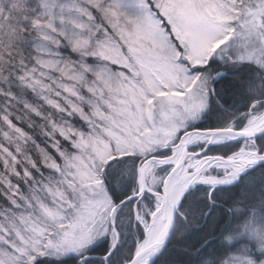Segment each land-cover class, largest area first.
<instances>
[{
	"label": "rangeland",
	"instance_id": "1",
	"mask_svg": "<svg viewBox=\"0 0 264 264\" xmlns=\"http://www.w3.org/2000/svg\"><path fill=\"white\" fill-rule=\"evenodd\" d=\"M20 16L15 30L21 29L28 46L18 55L10 29ZM5 54L12 64L10 71L0 70V126L7 127L0 128L1 258L9 244L13 252L23 249L19 227L31 232L42 223L49 235L64 228L54 204L61 202L59 194L66 198L71 223L76 214L82 219V245L107 232L114 248L117 208H110L102 186L103 167L119 155H138L143 163L154 149L170 151L186 131L199 128L195 124L209 107L210 74L203 66L210 59L225 64L253 60L264 67V0H0V57ZM27 88L52 109L43 131L52 153L8 125L10 113L26 121V110L39 112ZM262 115L264 108L239 126L228 125L244 127ZM208 137L191 145L203 149ZM262 144L244 139L231 152L213 147L187 164L208 155H260ZM33 155L47 168L43 179ZM263 163L237 177H245V199L261 198ZM158 164L148 161L143 172L148 187L160 191ZM230 164L213 163L196 176L231 178L237 172ZM136 172L138 192L141 174ZM237 179L199 182L190 190L228 187ZM86 200L93 203L83 207ZM155 201L153 208L141 203L135 210L132 224L142 236L131 255L157 218L160 197L155 195ZM240 204L208 264H264V203Z\"/></svg>",
	"mask_w": 264,
	"mask_h": 264
},
{
	"label": "trees",
	"instance_id": "2",
	"mask_svg": "<svg viewBox=\"0 0 264 264\" xmlns=\"http://www.w3.org/2000/svg\"><path fill=\"white\" fill-rule=\"evenodd\" d=\"M23 17H15V23L10 29V34L17 40L18 55L26 50L25 46H28V43L24 41V34H21V29L15 30L20 27L19 22ZM11 64L6 54L0 57V70L10 71ZM203 68L207 69L210 74L211 94L209 107L204 117L195 124L197 127L223 128L230 123L239 126L254 111H261L264 108V67L258 62L249 60L225 64L217 59H210ZM24 90L28 92L29 99L39 106L37 109L39 112L28 111L20 104L21 109L27 112L26 121H21L22 116L13 112L6 117L8 125L12 124L29 133L35 139L36 144L40 143L52 153L51 145L43 133L48 129L47 112H52V109H47L41 101L34 99L28 88ZM254 105H257L256 110H254ZM1 127L5 130L7 128L4 123ZM56 137L59 139L58 133ZM254 141L258 144L263 143V146L264 135L255 138ZM239 143L240 141H226L213 147L220 151L231 152L238 147ZM155 153V156L162 157L168 154L169 150H157ZM33 158L41 171L39 176L42 179L45 178L43 173L46 174L47 168L37 155H33ZM139 158L138 155L114 157L105 164L100 175L110 208L117 206L114 224L118 240L112 250L110 249L113 242L107 232L100 233L99 237L88 245H82L85 243L82 240V229L79 230L82 219H79L80 215L77 217L76 214L75 221L71 223V217L64 204L66 198L63 199L62 194H59L56 200L61 202L54 204L61 213L60 218L64 228L60 227L56 233L49 235L50 231L48 232L42 223L40 227L36 223L31 232L19 227L21 229L20 239L25 242L23 249H16L13 252L14 247L9 244L4 249L10 258L7 255L2 258L0 256V264H123L131 259L132 247L142 236L140 230L138 228L134 230L132 224L135 209L141 203L147 204L150 208H153L155 204V196L148 192H145L141 199L134 198L120 204V201L132 194L136 188V168ZM55 160L58 161L57 158ZM260 165L264 169V163ZM166 168L167 166L161 164L157 167L161 173ZM262 176L264 177V173ZM244 178L240 177L237 183L228 187H203L188 191L179 205L173 236L166 248L151 264H208L207 262L215 256L216 249L223 245L221 240L225 227L235 218L236 210L242 206L240 203L247 206L250 203L257 204L259 201L264 203V191L261 192L260 199L255 195L250 199H245ZM1 195L0 191V198ZM92 203L86 200L83 207ZM41 206L46 207V205ZM73 212L75 214V211ZM105 255L107 256L104 257Z\"/></svg>",
	"mask_w": 264,
	"mask_h": 264
},
{
	"label": "water",
	"instance_id": "3",
	"mask_svg": "<svg viewBox=\"0 0 264 264\" xmlns=\"http://www.w3.org/2000/svg\"><path fill=\"white\" fill-rule=\"evenodd\" d=\"M194 134H202V135L209 136V139L203 149L193 150V151L189 150L190 141H192L191 137ZM261 135H264V127L250 128L249 126H244L241 128H236L232 126H227L223 128L221 127V128H208V129L193 128L191 130L186 131L181 136L179 141L175 145L170 147L171 154L166 157L161 158L162 163L165 165L168 164L169 167L167 168V170L164 172V175H163V180H162L163 184H162L161 192H158V194L161 196V205L155 210L154 213L157 214L158 211L164 209V207L167 208V211H168L167 225L165 226L164 230L153 240L147 243H144V244L142 242V248L136 249L131 257L132 259H130L124 264H138L141 258L147 252L152 250L153 251V254L151 256L152 258H150L148 262V264H151L167 246L171 236H173L172 234H173L176 220H177L178 206L181 202L182 197L190 188V187L186 188L182 196L177 198L175 192L173 191L172 185H171V178L173 174L181 173V171L183 170L185 166L186 160L189 157L195 154H200V153L207 151L213 144L217 142L216 139L218 136H226V140H229V141H238L244 138L245 139L256 138ZM183 145L185 146V151L182 154L178 155L177 148ZM206 158L207 159L215 158V159L229 160V157H223L219 155L217 156L209 155ZM258 162L259 163L264 162V158ZM139 171L141 174V181H142L139 193H142L146 189V182H145V178L143 175V171L141 169H139ZM194 174L196 176L197 172H195ZM133 196L135 195H130L126 199L122 200L121 203L125 202L128 199H131Z\"/></svg>",
	"mask_w": 264,
	"mask_h": 264
},
{
	"label": "bare ground",
	"instance_id": "4",
	"mask_svg": "<svg viewBox=\"0 0 264 264\" xmlns=\"http://www.w3.org/2000/svg\"><path fill=\"white\" fill-rule=\"evenodd\" d=\"M250 128H259L264 126V115L256 118L251 123L248 124ZM205 137L201 134H194L191 137L192 141L198 140L199 138ZM225 136H218L216 141L223 140ZM191 141V142H192ZM185 151V146H179L177 148V154L180 155ZM231 159V158H230ZM233 160H225V159H218L211 162L206 163L205 158L201 160H194L189 162L185 165L183 171L179 174L175 173L173 174L171 178V185L173 188V191L175 192L177 198L181 197L183 192L188 187H193L195 184L199 182L203 183H214V182H231L234 180V177L226 178V179H218V180H212L208 177H205L204 175L195 176V172H201L207 169V167L213 163H221V164H230L232 167L235 168V170L242 169L245 167V165H252L256 162V159L250 158L249 156H241L237 159L232 158ZM155 220H152V222L146 227L145 229V236H144V243H147L151 240H153L155 237H157L165 228L168 222V211L167 208L164 207L162 211H159ZM136 248H142V243L138 245ZM153 251L150 250L147 252L139 261L138 264H148L150 258H152Z\"/></svg>",
	"mask_w": 264,
	"mask_h": 264
}]
</instances>
